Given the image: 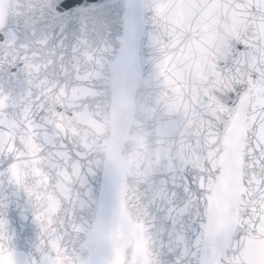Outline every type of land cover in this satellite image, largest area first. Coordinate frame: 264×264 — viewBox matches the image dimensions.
I'll list each match as a JSON object with an SVG mask.
<instances>
[{"label": "snow or ice", "instance_id": "obj_1", "mask_svg": "<svg viewBox=\"0 0 264 264\" xmlns=\"http://www.w3.org/2000/svg\"><path fill=\"white\" fill-rule=\"evenodd\" d=\"M0 264H264V0H0Z\"/></svg>", "mask_w": 264, "mask_h": 264}]
</instances>
